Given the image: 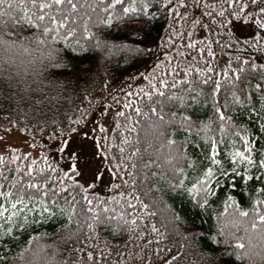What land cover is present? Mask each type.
Segmentation results:
<instances>
[{
	"label": "snow or ice",
	"instance_id": "6c2138e0",
	"mask_svg": "<svg viewBox=\"0 0 264 264\" xmlns=\"http://www.w3.org/2000/svg\"><path fill=\"white\" fill-rule=\"evenodd\" d=\"M0 49L39 53L23 69L0 66V97L11 90L20 113L0 125V264H35L45 248L44 264H154L161 226L189 239L161 193L202 210L222 204L223 223L243 225L239 237L223 228L209 237L219 256L208 264H264V0H0ZM89 53L143 70L105 68L116 87L97 98ZM66 92L79 103L41 118L40 106ZM54 221L52 233L28 235Z\"/></svg>",
	"mask_w": 264,
	"mask_h": 264
},
{
	"label": "trees",
	"instance_id": "16d2710c",
	"mask_svg": "<svg viewBox=\"0 0 264 264\" xmlns=\"http://www.w3.org/2000/svg\"><path fill=\"white\" fill-rule=\"evenodd\" d=\"M14 14H19L18 10L14 12ZM165 21L162 18H158L156 21L157 26L160 29V33L162 34L164 28L161 26ZM153 35H156L155 30H153ZM110 39L114 38L115 43H120L123 39L122 33L117 32L115 29L112 30V35L109 37ZM38 56L39 53H24L23 51L12 49L9 51H4L0 49V66L4 68H11L19 66L23 69L24 65L28 60L32 58V56ZM120 54L113 55L110 62L105 63L103 55L93 56L89 53V59L85 61L84 67L88 66V63H97L99 65V72L96 74L95 79L89 81L87 83V87L89 91L94 95L99 97H103L108 95L109 92L112 91L113 88L116 87L115 83L110 81V76L104 74V69L107 68L109 70L110 75L119 76V72L121 70L127 69V72L134 71V68L139 67L143 70V65L134 64V65H125L123 62H120L117 65V60L119 59ZM11 59L13 61L12 65L5 63L6 60ZM14 74V73H13ZM69 79H75L74 76H69ZM107 84V87H106ZM81 88L85 86V82L83 80L80 81ZM9 89L5 88V97H0V125H6L7 119H12L14 116L18 118L20 115L17 110L16 102L10 98ZM66 99H61L58 103L54 105H41V118H56L60 119L63 116L65 110L70 108L73 104L79 103V98L77 93H69L63 94ZM29 101L24 100L21 101V106L25 111H29ZM35 105H32V109H35ZM51 109V110H49ZM207 111H211V104L207 106ZM7 116V119L5 117ZM35 116L34 111H29V119ZM237 119H242L247 121L249 117L247 114H244L242 117L239 113H236ZM146 125H141L139 132L137 133L138 138L141 140L140 145L138 147L141 148V152L143 153V158H148V153H144V144H145V136H146ZM159 148V142H153V149ZM152 149H149V153H151ZM166 149H161L163 153ZM139 163V160H137ZM141 197H144V193L141 192ZM164 201L170 206L173 207L183 221L180 225L179 231L184 236L189 237V239L185 240L182 238V235H177L173 230L172 226L168 225L167 229L163 226L160 227L161 233L164 234V238L160 240L159 245L160 248L165 249L164 252L160 253L157 257L154 258V264H162L163 259L171 257H175L174 260L170 261V264H208V259L210 257H218V249L216 246L210 241L209 237L216 234V231L219 228H223L227 233L229 231L235 233L237 237L244 234L243 225H237L233 227L231 224H224V217L220 216V213L224 211V206L222 204H210V206L206 210H202L199 208H195L192 203H190L187 197L177 194V193H168L163 194ZM239 202V197H237ZM147 202V199H145ZM245 207H250L247 203L244 204ZM229 213L232 212V209L229 208ZM227 215V214H225ZM153 222H157L158 224L161 222L160 212H157V216L155 217ZM59 225L54 221L52 223L44 224L42 227L37 228V233L29 232L28 235H36L38 233H52L56 230ZM239 228V231H237ZM26 236L19 235L17 237L18 243H23L26 240ZM56 238L54 236L41 237L39 241H33L31 246V250L26 253L27 259H32V252L36 250L37 245L39 244H51ZM101 239H104V233H101ZM110 239V237H109ZM95 243V241H94ZM183 244V248L180 245ZM71 245H69L70 247ZM11 247V252L9 255H13L20 251L19 247L16 245H6L5 250ZM155 247V244L153 245ZM171 250V251H169ZM51 249L45 248L44 252L40 253L39 259L35 261V264H44V261L47 259L45 253L48 256L51 255ZM180 252V255L177 256L176 253ZM0 255H3L0 252ZM221 259V264L223 258Z\"/></svg>",
	"mask_w": 264,
	"mask_h": 264
},
{
	"label": "rangeland",
	"instance_id": "374dc122",
	"mask_svg": "<svg viewBox=\"0 0 264 264\" xmlns=\"http://www.w3.org/2000/svg\"><path fill=\"white\" fill-rule=\"evenodd\" d=\"M224 59H227V57H223L222 60H221V65L223 64V60ZM106 96V95H105ZM0 135H3V130L0 129ZM9 139L13 142V143H21V139L20 137L16 136L15 134L11 135L9 137Z\"/></svg>",
	"mask_w": 264,
	"mask_h": 264
}]
</instances>
